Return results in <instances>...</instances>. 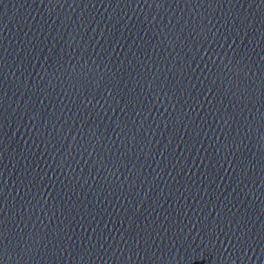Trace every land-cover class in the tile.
I'll return each mask as SVG.
<instances>
[{
	"label": "water",
	"instance_id": "1",
	"mask_svg": "<svg viewBox=\"0 0 264 264\" xmlns=\"http://www.w3.org/2000/svg\"><path fill=\"white\" fill-rule=\"evenodd\" d=\"M0 264H264V0H0Z\"/></svg>",
	"mask_w": 264,
	"mask_h": 264
}]
</instances>
